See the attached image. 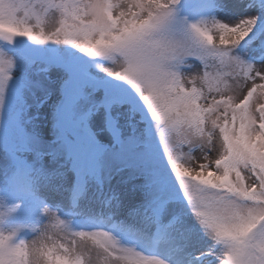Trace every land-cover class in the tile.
Instances as JSON below:
<instances>
[{
    "label": "snow or ice",
    "instance_id": "snow-or-ice-1",
    "mask_svg": "<svg viewBox=\"0 0 264 264\" xmlns=\"http://www.w3.org/2000/svg\"><path fill=\"white\" fill-rule=\"evenodd\" d=\"M0 150V264H264V0H0Z\"/></svg>",
    "mask_w": 264,
    "mask_h": 264
},
{
    "label": "rangeland",
    "instance_id": "rangeland-1",
    "mask_svg": "<svg viewBox=\"0 0 264 264\" xmlns=\"http://www.w3.org/2000/svg\"><path fill=\"white\" fill-rule=\"evenodd\" d=\"M192 3H196L197 0H191ZM190 63L193 65L191 68H184L183 72L185 73V75H192V74H196L198 72H200V64L193 60L190 61ZM106 66H110V65H106ZM53 81H55V76L53 74ZM49 87L52 89L53 93H55L56 89L58 88V84L57 83H52L51 85H49ZM38 95H40V93H38ZM55 98V96H53V99ZM36 109L33 108L32 109V114H35ZM40 115H41V119L38 120L36 123L50 127L51 126V116L49 115V107L46 105L44 108L40 109ZM47 116V120L44 119V117ZM186 151V149H185ZM214 155V153H213ZM193 164L194 165H198L199 163L204 162L201 158V153L199 151H196L193 153ZM3 158V151L0 150V160H2ZM3 180V172H2V164H0V183H2ZM134 183H136L135 181H131L128 179V173L127 172H123L120 174H115L113 176V179L111 181V185H106L105 186V193L108 192L109 187H111L112 189H114L120 196L121 199L124 201L126 206H130L131 204H134L137 199L138 196H134L132 189H133V185ZM43 197H46L49 203H55V202H61L62 201V197L58 194H55L53 192H51L48 189L43 190L42 193ZM13 202H17L18 201H14L13 198H9L8 203L11 204ZM93 208L98 210V205L93 204L92 205ZM61 212L58 213V215L61 216V218H66L64 217L63 213L67 211L66 208L63 207L62 203H61ZM30 209L22 206L20 208L17 209L16 214H15V220L16 222H31V220L29 219L30 216ZM44 223H47V220L44 219L43 220ZM26 238H31L32 234L30 232L25 233ZM209 241L207 239H201L198 242V247L201 249L206 250L208 245H209Z\"/></svg>",
    "mask_w": 264,
    "mask_h": 264
}]
</instances>
